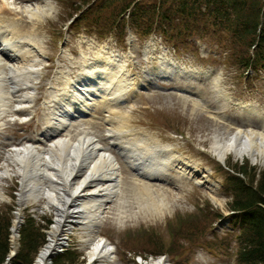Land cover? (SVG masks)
I'll return each instance as SVG.
<instances>
[{
    "label": "rangeland",
    "instance_id": "374dc122",
    "mask_svg": "<svg viewBox=\"0 0 264 264\" xmlns=\"http://www.w3.org/2000/svg\"><path fill=\"white\" fill-rule=\"evenodd\" d=\"M90 1L53 0L56 9L47 20L60 25L54 30L53 38L49 36L50 47L48 49L52 54L55 55L56 51L58 54L61 53L60 44L63 42L65 46L66 43L65 27L72 21V15H74L76 10L84 12L94 5L91 4L84 7ZM130 1L136 0H125L124 4ZM139 1L140 6L141 2L143 4L148 3L147 5L152 3V0ZM96 2L95 8L88 10V18L90 19L98 16H111V13L117 15L119 10L114 9V4L122 6L119 0H96ZM74 26L75 24L72 28ZM59 32L60 34L57 35ZM70 46L71 48L76 47L77 39L71 38ZM74 55L78 56V53L74 51ZM58 66L73 67L74 63L71 59L69 63H66L63 59ZM236 67L239 68V65ZM223 69V86L226 85V88L233 89L235 99L240 98L252 102L260 101L261 105L264 106V75L253 78V84L248 85L247 79L243 76H236L235 70L232 71L226 67H223ZM201 104L203 109L193 111L194 104L191 99L181 95L171 94L148 97L140 105H148L149 110L138 113L140 110L147 109L137 106L134 111L137 114L133 115V120L139 124L146 125V130L152 131V134L159 138L161 142L167 143L171 138L175 139L172 144H176L177 150L190 154L197 160H200V158L207 160L206 158H211L210 146L213 134L234 132V128H228L227 124L230 127L231 125H236L239 118H248V114H243L238 107H234L228 109L229 118L223 120V118H220L223 116L222 114L210 116L212 113L223 112L221 102L215 99H207L203 100ZM130 108L132 106L128 109L131 110ZM131 112L133 111L131 110ZM83 128L87 129L86 127ZM229 159H231L229 161L232 165H241V160H237L234 157ZM207 162L214 169L213 162L210 160H207ZM248 162L250 166L254 167L251 161L248 160ZM256 166L259 170H264L263 166ZM218 167L219 165H217L218 174L210 179L217 187L213 188L214 193L200 187L192 189L190 185L178 190L167 188L166 190L169 191L168 200L171 201L170 209L172 210L169 214L167 213L168 210H166V217L156 218L155 215L150 213L149 216L143 213H128L127 220H115V223L112 220H108L103 227L100 226L96 231L99 232L102 229V232H99L101 236L108 238L112 244L119 245L122 252L132 255L146 254L149 257L154 256L150 255L153 252L164 250L166 251L165 254L169 255V259L176 264H233V258L228 254L233 253L238 248L237 235L232 231L233 229L226 219L219 222L217 227L213 229L212 232L216 234V237L208 235L204 240H198L203 238V235L207 230H210L211 225L220 215L228 214V204L231 198L227 195V192L225 194L220 189L226 172L218 170ZM250 174H252L251 171ZM20 181L18 177L0 181V210L4 209L12 213L10 228L14 226H12L16 216L14 212L21 208L18 201L19 197L17 196L21 188ZM206 185L203 187H206ZM160 187L164 188L163 186ZM118 204V202L113 203V206L108 210H111L112 213H118ZM27 212L35 214L38 218L43 215L50 216L49 218L55 221V212L46 209L44 203L36 204L33 201L27 203L24 213ZM55 224L56 222H53L54 226ZM54 226L49 225L48 229L45 230L47 232L45 243L49 239V232L52 230L50 228ZM89 230L85 228L79 231L75 228L70 244L79 248L83 246L82 241L86 238L95 239L98 236L95 232L92 233ZM44 246L40 248V252ZM154 258L156 259L157 257ZM123 262V258L120 257L118 262L112 264H123Z\"/></svg>",
    "mask_w": 264,
    "mask_h": 264
},
{
    "label": "bare ground",
    "instance_id": "6f19581e",
    "mask_svg": "<svg viewBox=\"0 0 264 264\" xmlns=\"http://www.w3.org/2000/svg\"><path fill=\"white\" fill-rule=\"evenodd\" d=\"M39 1L35 0L33 6L25 7L22 11L29 23H25L22 18L16 19L5 15L6 12L12 11L7 9V3L4 2L2 6L0 5V41H5L9 33L7 42L11 47L9 51L6 47L3 53L0 52V118L3 113L8 112L11 103V101L6 100L4 95L7 85L15 84L14 93L26 90L27 86H31L35 73L34 69L38 66V50H43L42 44L44 43V37L42 34L40 35L39 25L56 9L51 0H45L44 4H40ZM3 25L7 26L8 29ZM99 57H101V52L97 50L94 58L84 57L82 60V79L79 82L89 92L97 90L96 84L100 70V66L97 64ZM10 64H13L12 71L9 76L4 77V74L8 73V65ZM31 91L16 96L17 108L12 111L20 112L19 110L24 108V105L30 103ZM96 94V97L93 98V105L87 103L86 107L91 105L92 109L96 107L99 92L96 91ZM65 95L70 96L68 91ZM258 108L252 105L247 106L250 113H259L263 121L261 131L238 130L235 133L213 134L211 151L217 155L220 161L225 162L230 155H234L238 159L248 158L254 164L264 166V115L259 112ZM201 109H203L201 104H194L192 110L199 111ZM125 116L128 114L125 113ZM125 122L127 123V121ZM86 132L81 137L78 136L79 139L69 136L54 143L50 148L51 152L43 169L40 168V159L46 160V158L37 151L38 145L25 147L23 150L18 149L14 155L9 157V160L17 165V170L14 173L22 176L24 187L20 193L21 201L32 199L36 202H49L52 210L56 212V224L49 232V241L37 258L36 264H46L53 254V250L58 248L60 241L64 239L69 229L66 228L67 226L80 219H82V226L100 225L102 221L101 211L112 197L119 195V191L121 193L120 204H125V206L120 205L118 208L117 217L121 220L125 219L128 213L133 212L131 211L133 206H137L140 211L149 210L150 213L155 212L157 215H164L165 210L170 205L167 199L168 194L163 190L153 189L145 183H137L136 186H127L123 182L121 183L118 179V170L120 171V169L116 168V163L110 155L112 153L107 148L103 149L100 142ZM144 139V145H149L155 154L158 140L149 136H145ZM66 146H71V149ZM125 151L127 152L126 157L132 164H136V161L142 160L143 156L149 153V150L140 144V153H136V150L128 147ZM172 152L170 151V153ZM174 163L179 167H184L180 159L175 160ZM188 165L199 167L197 162L192 161H189ZM189 168L191 167H185V170ZM51 190L55 191L54 194ZM83 192L86 194L81 195ZM81 199L83 200L80 202ZM62 223L68 224L62 227ZM89 244L92 248L89 253L91 257L100 252L102 256L107 257L110 253L109 244L103 238L97 237L94 242ZM16 250L17 241L15 239L12 252ZM151 264H162V262L157 261Z\"/></svg>",
    "mask_w": 264,
    "mask_h": 264
},
{
    "label": "trees",
    "instance_id": "16d2710c",
    "mask_svg": "<svg viewBox=\"0 0 264 264\" xmlns=\"http://www.w3.org/2000/svg\"><path fill=\"white\" fill-rule=\"evenodd\" d=\"M227 6L231 8L223 11V20H228L231 23L230 28L236 34L240 30L242 32V39L254 38L252 43L256 41L257 27L259 24V18L262 12V5L260 3H253L256 0H229ZM249 1V2H248ZM262 1V0H259ZM233 6V8H232ZM244 9V12H240ZM235 10V11H234ZM239 16H243L239 19ZM244 31V32H243ZM245 178L248 179V184L242 178L236 179L238 185L235 186L237 200L234 203L233 209L237 211H245V222L248 226L247 232L244 238V247L242 250V260L244 264H264V171L261 174H257L253 169L250 175L251 169L248 165L236 168ZM9 222L4 227L2 222L0 223V264H3L9 253ZM39 238L44 241V235L40 233L39 229L29 223L26 227L23 235V252L19 256L17 264H32L34 256L38 251ZM41 243V242H40ZM60 261H56V264H65L72 259H66L65 256ZM59 260V259H58ZM16 261V262H17Z\"/></svg>",
    "mask_w": 264,
    "mask_h": 264
}]
</instances>
